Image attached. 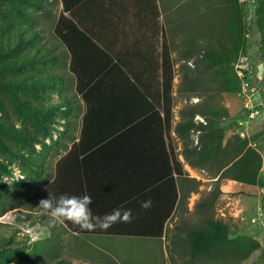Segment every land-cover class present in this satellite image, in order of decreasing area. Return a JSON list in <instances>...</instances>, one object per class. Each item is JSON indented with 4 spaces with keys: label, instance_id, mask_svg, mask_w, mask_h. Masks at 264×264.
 <instances>
[{
    "label": "rangeland",
    "instance_id": "obj_1",
    "mask_svg": "<svg viewBox=\"0 0 264 264\" xmlns=\"http://www.w3.org/2000/svg\"><path fill=\"white\" fill-rule=\"evenodd\" d=\"M168 2L165 22L175 61V141L187 176L197 182H183L190 194L169 222L164 239H132L136 235L131 234L132 238L122 236L116 241L72 232L39 207L42 192L53 178L56 160L75 138L68 119H74L75 125L84 109L68 66L40 51L42 44L48 43L61 55L65 53L54 34L63 11L62 1L49 0L45 14V9L32 6L33 0H0V264H55L59 254L73 264H264V59L258 44L245 48L240 63H257L250 67L252 87L247 93L221 91L219 77H213L212 67L207 68L201 60L205 48L214 45L222 34L214 20L224 16L225 1L165 0ZM244 2L243 13L249 21L256 0ZM31 16L38 18L37 23L29 22ZM36 31L41 32L40 39L35 37ZM195 39L199 48L192 45L189 52V42L193 44ZM187 76H199L201 81L189 90ZM196 107L206 114L218 109L228 111V115L215 117L224 128L225 140L240 132L261 152L263 169L257 184L218 180L221 174L216 173L212 162L203 168L186 158L185 148L199 146L201 132L193 130L187 142L176 132V125L190 116L186 110ZM253 110L257 112L252 117ZM194 119L206 124L201 113ZM215 193L218 202L210 214L230 223L231 236L261 242L246 261L231 256L192 258L188 252L187 229L199 226L204 217L198 204L212 199ZM41 221L50 227L42 226L38 223Z\"/></svg>",
    "mask_w": 264,
    "mask_h": 264
},
{
    "label": "crops",
    "instance_id": "obj_2",
    "mask_svg": "<svg viewBox=\"0 0 264 264\" xmlns=\"http://www.w3.org/2000/svg\"><path fill=\"white\" fill-rule=\"evenodd\" d=\"M157 3L160 29L153 0L78 1L74 9L76 22L87 34L81 31L78 35L86 38L72 41L76 52L75 66L94 67L99 61L106 60L101 49L121 55V48L127 45V50L131 52L127 58L128 66L155 68L158 54L163 51L161 44L166 39L170 42L174 59L165 22L169 2L166 4L165 0H157ZM97 42H100L101 48ZM71 60L70 57L69 65ZM72 74L77 86L78 79ZM85 92L77 93L84 102V109L72 129L75 138L62 155L74 142L80 143L83 179L92 196L90 206L94 213L107 214L108 210L119 208L122 210L119 219L113 222L106 217L104 221L123 229L147 230L133 238L128 233L94 236L116 241L124 236L145 240L164 239L169 222L188 198L189 189L183 182H197L196 178L187 176L180 158L174 119L170 138L163 110H153L150 100L126 77L116 60L89 84ZM171 142L177 160L183 164L184 176L175 169ZM148 200H151V206L143 207L142 202ZM205 201L211 202V199L201 200L198 207ZM128 209L131 210V217L125 220L123 210ZM101 218L98 215L95 220ZM159 230L161 233H158Z\"/></svg>",
    "mask_w": 264,
    "mask_h": 264
},
{
    "label": "trees",
    "instance_id": "obj_3",
    "mask_svg": "<svg viewBox=\"0 0 264 264\" xmlns=\"http://www.w3.org/2000/svg\"><path fill=\"white\" fill-rule=\"evenodd\" d=\"M49 0H33L32 6L36 10H44L45 5ZM63 4V11L60 12L58 19L54 27V34L59 40L62 47L65 48L64 55L58 53L57 49H53L52 45L48 43L42 44L40 51L48 52L50 58L61 62L64 66H68V70L75 74L78 79L76 86V92L78 94L86 93V89L89 84L95 81L97 77L101 75L108 65L116 60V63L121 66L124 74L128 77L134 85L150 100L153 110H163L165 115V124L167 127L168 136L171 138V127L173 118V106L174 95L173 85L175 77V61L171 55V45L168 39L163 44V51L158 54L157 65L153 67L133 68L128 66L127 58L131 52L127 50V45L121 48L123 52L118 55V52L108 51L101 49L105 56L101 62L97 63L94 67L78 68L75 66L76 61L74 56L76 54L73 40H79L86 38L84 35H78L81 31L86 33L87 31L81 29V26L76 22V14L74 9L78 1L80 0H61ZM226 3V11H222L224 16H216L214 23L221 30V35L217 37L216 43L208 45L202 55L201 64H204L207 68L213 69V77H219V84L221 91L238 93L242 91V80L237 74L235 69L236 63L240 62L239 58L245 48L253 43L258 44L260 54L264 59V0H256L254 7L252 8V17L248 21L243 13V4L238 0L235 1L233 6L232 0H224ZM156 9V19L158 29H160V11L157 0H153ZM47 14V8L44 10ZM49 17V16H48ZM213 20V19H212ZM38 18L31 16L30 23H37ZM13 27V25H12ZM207 29V26H206ZM247 35H250V40ZM71 36V37H70ZM82 36V37H81ZM36 38H41V32H35ZM91 38L96 41V38ZM192 44L189 42L188 51L192 52V45L195 49L199 48L198 40L195 39ZM100 42H97L99 44ZM101 48V46H100ZM68 49V50H67ZM124 49V51H123ZM69 51V52H68ZM63 56L65 57L63 59ZM101 56V55H97ZM71 57V63L69 65V58ZM118 57V59H117ZM98 62V61H97ZM257 63L247 62L249 71L248 79L251 82L250 67H256ZM200 70V68L198 69ZM247 71V72H248ZM199 73V72H198ZM196 77L187 76V87L189 90L195 88L200 83V79ZM61 81H64L63 77H60ZM206 103H203L205 105ZM200 106V105H199ZM202 106V105H201ZM32 107V106H30ZM43 109V107H41ZM38 112L37 108H32ZM44 110V109H43ZM158 110V112H159ZM190 115L184 121H181L176 126V132L179 136L186 141L190 138V134L193 130H199L201 136L199 139V146L194 148H185V156L190 160L191 164L198 167H209V163H213L217 167L216 173H220L221 178L234 179L237 182L248 185H255L259 180L260 173L263 169V158L259 150L254 148L247 137H242L240 132L232 134L225 140L224 128L216 123L215 117H219L223 114L228 115V111L218 109L210 114L203 113L197 107L192 110H186ZM206 118V124L198 123L195 121V115L200 114ZM70 127H74L73 119H68L67 122ZM74 139V138H73ZM188 142V141H187ZM189 143L187 144V146ZM80 143L74 142L72 147L59 157L55 162V171L53 178L44 188L42 192L43 199L49 198L50 193L53 198H59L63 193L82 195L85 192L88 193L87 187H85L83 179V158H81ZM171 152L174 155L175 169L180 175L185 174L182 162L177 160L175 155V148L171 142ZM218 194L215 193L212 196L211 202H201L199 211H204V217L202 223L197 227L188 228L186 232V241L188 244V252L192 258H204L213 259L220 257H238L240 262L246 261L251 253L261 247V242L251 237H233L230 234V223L216 217L215 214H210L211 208L215 206ZM184 200V197H182ZM113 205V204H110ZM92 212L94 211L90 206ZM113 209V208H112ZM48 214L52 215L51 210L44 209ZM114 211V210H113ZM113 211L108 210L107 214ZM107 214H99L102 217L101 220H95L98 216L93 212V223L97 226L91 230L82 228L79 224H75L70 220L55 221L56 224H61L72 232H78L84 235H107V234H134L140 235L147 232V230H140L135 228H122L119 225L111 226L108 223V227H100V224L106 223L104 221ZM46 215L45 213L43 216ZM113 221V220H111ZM116 221V220H114ZM113 221V222H114ZM42 226L50 227L48 222H38ZM158 233H161L159 230ZM55 264H73L70 258L57 255ZM240 264V263H238Z\"/></svg>",
    "mask_w": 264,
    "mask_h": 264
},
{
    "label": "clouds",
    "instance_id": "obj_4",
    "mask_svg": "<svg viewBox=\"0 0 264 264\" xmlns=\"http://www.w3.org/2000/svg\"><path fill=\"white\" fill-rule=\"evenodd\" d=\"M92 196L85 192L82 195L63 193L59 198H53L50 193L49 198L43 199L39 207L51 210L54 221L70 220L75 224H79L82 228L91 230L97 225L93 221V212L90 207ZM142 206L147 208L151 206V200L142 202ZM122 210L115 209L112 213L107 214L109 220H116L121 217ZM131 217V210H123V219L127 220ZM100 227H108L107 223L99 225Z\"/></svg>",
    "mask_w": 264,
    "mask_h": 264
},
{
    "label": "built area",
    "instance_id": "obj_5",
    "mask_svg": "<svg viewBox=\"0 0 264 264\" xmlns=\"http://www.w3.org/2000/svg\"><path fill=\"white\" fill-rule=\"evenodd\" d=\"M242 1L244 2L246 0H242ZM236 70H237V74H238L239 78L242 80V91L244 93H247L251 87L250 86L251 82L248 79V75H249L248 67L246 66V64L238 62V64L236 65ZM256 112L253 110L251 112V116L253 117L254 115H256Z\"/></svg>",
    "mask_w": 264,
    "mask_h": 264
}]
</instances>
